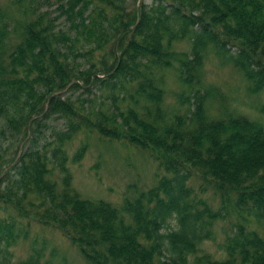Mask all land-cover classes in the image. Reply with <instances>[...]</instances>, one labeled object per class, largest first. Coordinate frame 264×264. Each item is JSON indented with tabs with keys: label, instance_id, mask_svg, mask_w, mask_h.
<instances>
[{
	"label": "trees",
	"instance_id": "trees-1",
	"mask_svg": "<svg viewBox=\"0 0 264 264\" xmlns=\"http://www.w3.org/2000/svg\"><path fill=\"white\" fill-rule=\"evenodd\" d=\"M49 1L30 0L21 23L0 16V264L9 262L22 221L59 228L88 264H188L219 216L191 199L194 181L202 193L215 191L221 212L234 206L242 220L264 221V124L210 119L195 88L207 48L229 46L251 92H264V0H151L132 11L126 0H54L57 16L42 10ZM61 18L68 28L58 31ZM187 39L190 50L176 51L175 42ZM169 69L197 99L190 113L170 119L163 108ZM66 91H99L103 100H64ZM55 115L68 130L20 155ZM80 132L141 151L163 176L122 207L83 198L68 163L81 161L88 146L72 158L67 149ZM172 221L177 228L163 232ZM226 245L224 257L193 264H264V237L244 222ZM38 263L32 255L24 264Z\"/></svg>",
	"mask_w": 264,
	"mask_h": 264
},
{
	"label": "rangeland",
	"instance_id": "rangeland-1",
	"mask_svg": "<svg viewBox=\"0 0 264 264\" xmlns=\"http://www.w3.org/2000/svg\"><path fill=\"white\" fill-rule=\"evenodd\" d=\"M126 1L125 8L128 11L140 8L142 3L147 7L152 4L151 0ZM29 4L30 0H0V16L11 19L13 24L21 23L25 19L24 11ZM57 7L54 0H50L43 3L41 8L43 11H50L52 16H57ZM67 25L65 18H61L57 22V30L67 29ZM174 47L176 51H189L191 42L188 39L178 41L175 42ZM225 50L219 53L213 46L207 48L201 80L195 86L196 90L204 95L207 116L215 120L239 117L264 124V92H251V82L233 63L237 48L228 46ZM164 81L166 95L163 108L169 119L177 114L186 115L195 109L197 99L194 88L183 84L174 69L166 71ZM61 95L64 100L68 97L74 100L79 97L99 100V102L103 100L99 91H95L93 95L84 94L82 91L74 94L66 91ZM109 103L107 101L106 104ZM67 123L66 119L57 115L47 118L45 120L47 128L34 143L36 145L27 143L24 149L21 147L22 152L29 149H43L46 142L54 140L55 133L68 130ZM85 146H88V149L81 161L68 163L72 188L85 199H102L122 207L125 198H134L138 192L149 190L157 184L158 175L164 174L152 157L119 141L101 139L96 134L88 135L87 132H80L68 145L70 157L72 158ZM13 157L14 153L8 156V159ZM54 178L62 184L61 176L56 171ZM190 185L195 189L191 199L205 200L212 211L219 216L213 220L210 228L211 239L199 246L201 251L196 256L190 257L188 264H193L195 257L202 258L205 255H211L216 259L224 257L228 237L233 235V229L235 230L237 224L244 222L248 231L257 232L264 237V221H257L248 216L244 221L234 211V206L221 212V199L214 190L209 189L202 193L199 188L200 183L194 181ZM26 222L22 221L24 227L21 232L19 229L16 230V238L10 247L11 256L7 264H24L32 255H37L38 264H88L59 228L46 227L34 222L28 227ZM176 228V222L172 221L170 228H164L163 232ZM168 256L169 253L165 252L166 258L163 260Z\"/></svg>",
	"mask_w": 264,
	"mask_h": 264
},
{
	"label": "water",
	"instance_id": "water-1",
	"mask_svg": "<svg viewBox=\"0 0 264 264\" xmlns=\"http://www.w3.org/2000/svg\"><path fill=\"white\" fill-rule=\"evenodd\" d=\"M61 94V93H60ZM57 95H59V94H57ZM24 145V143L22 144V146ZM22 154V150H20V155Z\"/></svg>",
	"mask_w": 264,
	"mask_h": 264
}]
</instances>
